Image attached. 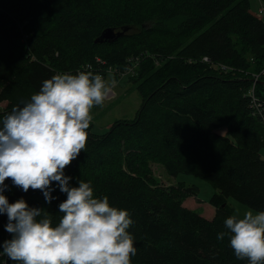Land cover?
Returning <instances> with one entry per match:
<instances>
[{"label":"trees","instance_id":"obj_1","mask_svg":"<svg viewBox=\"0 0 264 264\" xmlns=\"http://www.w3.org/2000/svg\"><path fill=\"white\" fill-rule=\"evenodd\" d=\"M132 57L140 59L141 106L102 133L91 122L85 149L64 169L70 185L90 182L95 197L128 211L132 264H248L235 255L225 220L230 197L264 211V20L250 0H0V122L57 73L106 79ZM152 162L208 180L215 215L184 205L199 186L164 184ZM5 184L10 203L23 198L59 221L67 194L57 182L51 203L40 190ZM7 223L0 214V251L12 238ZM0 264L17 262L0 254Z\"/></svg>","mask_w":264,"mask_h":264},{"label":"clouds","instance_id":"obj_2","mask_svg":"<svg viewBox=\"0 0 264 264\" xmlns=\"http://www.w3.org/2000/svg\"><path fill=\"white\" fill-rule=\"evenodd\" d=\"M112 87L91 71L57 73L43 81L27 102L14 106L0 122V214H6L0 254L17 264H132L136 254L127 210L107 196H94L90 182L71 186L64 169L87 144L91 110L110 98ZM6 179L27 192L42 191L48 203L57 182L67 198L59 204L57 223L44 209L26 200L10 203ZM230 245L248 264H264V211H247L225 220ZM226 233L220 232L222 240Z\"/></svg>","mask_w":264,"mask_h":264},{"label":"rangeland","instance_id":"obj_3","mask_svg":"<svg viewBox=\"0 0 264 264\" xmlns=\"http://www.w3.org/2000/svg\"><path fill=\"white\" fill-rule=\"evenodd\" d=\"M250 2L252 12L257 14L260 7V1L250 0ZM127 60L129 63L123 69L113 67L107 70L105 81L112 87V93L110 98L106 100L103 105L95 106L91 110L94 132L102 133L107 131L117 119L133 118L141 106L142 97L137 89V82L134 81L135 76H137L140 59L132 57ZM128 65H130L131 68H129ZM222 67H225V65H222ZM124 72L125 74H123ZM258 77L259 75H256V79ZM220 132L224 134L226 130L222 129ZM262 156L264 157V149L262 150ZM152 167L158 180L166 185L185 181L187 185L196 184L199 186L198 196L186 197L184 205H190V207L193 205L200 213L203 211L205 213L208 206L209 208L212 207L209 200L215 192V188L208 180L192 174L181 173L178 176L171 175L166 171L164 166L158 162H152ZM229 202L233 208V215H238V218H242L243 214L247 211H253L254 214L259 212L252 207L237 201L233 197H230ZM199 203L200 205H198ZM8 237H12V234L9 233Z\"/></svg>","mask_w":264,"mask_h":264},{"label":"water","instance_id":"obj_4","mask_svg":"<svg viewBox=\"0 0 264 264\" xmlns=\"http://www.w3.org/2000/svg\"><path fill=\"white\" fill-rule=\"evenodd\" d=\"M129 27H126L120 31H116L114 28H106L102 34L96 38V42L111 41L112 39L121 36L128 30Z\"/></svg>","mask_w":264,"mask_h":264},{"label":"built area","instance_id":"obj_5","mask_svg":"<svg viewBox=\"0 0 264 264\" xmlns=\"http://www.w3.org/2000/svg\"><path fill=\"white\" fill-rule=\"evenodd\" d=\"M257 16L264 20V3L261 0H260V7H259V11L257 13ZM204 59L209 60L208 57H205ZM128 67L131 68L130 65H128ZM123 74H125V72ZM252 97H253L254 104H256L257 107L260 106L261 104L258 103V98H256L253 93H252Z\"/></svg>","mask_w":264,"mask_h":264},{"label":"crops","instance_id":"obj_6","mask_svg":"<svg viewBox=\"0 0 264 264\" xmlns=\"http://www.w3.org/2000/svg\"><path fill=\"white\" fill-rule=\"evenodd\" d=\"M198 205H200V203ZM187 206L190 207V205H187ZM190 208L196 209L195 206H193V205ZM202 214L205 215L207 218H212L215 215V207L212 206L211 208H209V206H208L207 211L205 213L203 211Z\"/></svg>","mask_w":264,"mask_h":264}]
</instances>
